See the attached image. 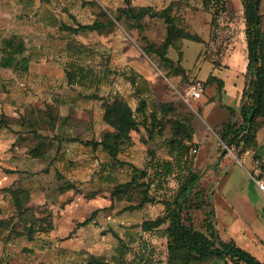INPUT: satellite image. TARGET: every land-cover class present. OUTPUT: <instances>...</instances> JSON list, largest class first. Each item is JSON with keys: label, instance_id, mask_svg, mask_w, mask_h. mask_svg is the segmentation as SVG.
Masks as SVG:
<instances>
[{"label": "rangeland", "instance_id": "1", "mask_svg": "<svg viewBox=\"0 0 264 264\" xmlns=\"http://www.w3.org/2000/svg\"><path fill=\"white\" fill-rule=\"evenodd\" d=\"M127 6L169 8L177 26L167 53L172 62L143 48H161L168 33L162 17L147 15L137 22L122 15L102 31L77 34L61 29L64 23L115 20ZM261 14L264 42V0ZM245 29L242 0L212 1L210 7L205 0H0V42L16 38L32 55L26 73L0 66V264H86L90 253L142 264L139 253L146 247L153 264H166L167 239L161 233L166 224L154 233L144 232L142 224L165 214L163 199L174 198L190 171L200 175L190 196L203 189L207 203L190 209L195 226L205 230L212 211L223 239H234L264 260V188L254 177L264 183L256 157L264 158V114L256 117L258 129L240 146L229 147L216 131L226 121L241 122L251 77ZM67 40L91 50L85 64L93 69L84 85L68 83L65 71L73 55L66 50ZM196 83L203 87L198 99L189 93ZM93 94L124 98L141 122L120 143L125 165L107 162L102 148L95 151L72 140L96 141L113 130L103 118L104 100ZM154 108L160 109L163 123H156L149 137L144 121ZM173 119L195 127L194 143L183 154L170 141ZM180 136L190 138L187 132ZM41 140L45 146L37 155L34 148ZM194 147L197 153L191 152ZM153 159L176 163L151 188L156 202L127 208L141 201L145 186L123 188L112 199L115 184L131 179L132 165L150 174L140 182L155 177ZM17 186L22 208L7 190ZM96 209L91 223L77 227ZM194 264L234 263L206 259Z\"/></svg>", "mask_w": 264, "mask_h": 264}, {"label": "trees", "instance_id": "2", "mask_svg": "<svg viewBox=\"0 0 264 264\" xmlns=\"http://www.w3.org/2000/svg\"><path fill=\"white\" fill-rule=\"evenodd\" d=\"M212 1L221 2V0H205L207 7H210ZM262 2L263 0H242L246 23L245 33L248 47V67L251 72V77L248 80L247 87L244 91V99L240 107L241 122L237 124L226 121L220 128H216L221 140L229 147L240 146L241 143H245L250 132L252 130L255 131V128L258 129L255 126V123H257L256 117L264 114V42L261 29ZM119 11L120 14L115 16V20L105 22L100 19H95L93 22L78 23L76 26L64 23L61 24V29L77 34L85 31H102L105 28L115 25L116 21H121L122 15H125L129 19H134L137 22H140L147 15L150 17H162L167 23L168 33L161 48L155 47L154 44H148L143 48L149 54H157L163 61L172 62L167 56V53L173 43L177 26L174 18L170 15L169 8L157 12L153 11L150 7L135 8L127 6L120 8ZM66 50L73 55L65 71L68 83L71 85H84V81L92 73L93 69L85 64V59L90 55V48L84 43L67 40ZM31 61L32 55L27 54V48L23 41H18L16 38H2L0 42V66L2 68L12 69L17 73H26L30 69ZM213 77L221 84L224 83L223 79L215 75ZM130 79L133 84L136 83L134 77ZM93 97L101 98L98 94H93ZM101 99L104 100L103 118L112 127V132L108 131L102 139L96 141H85L77 137L72 138V140L91 145L95 151L98 148H102L110 156L112 164L125 165L127 163L119 159V153L121 151L120 143L130 137L131 131L138 130L141 122L135 115L134 109L124 98L115 95L112 98ZM229 110L231 113L235 111L231 106H229ZM160 115V109L154 108L145 117L144 123L146 124L149 137H152L156 123L159 125L163 123L162 116ZM0 121L4 123L3 120ZM172 126L174 129L170 141L176 148L181 149L183 154L194 143L192 136L195 131L194 124L190 121L186 122L183 119H173ZM184 132L189 134L190 138L187 141L180 136ZM44 146L45 142L41 140L35 146L34 152L37 155H41ZM192 150L191 152L194 153ZM226 154L227 150H224L222 155L225 156ZM181 157H176L175 162H180ZM256 157H259L257 159H259L261 170L264 172V158L259 155ZM175 162L171 160L160 163L156 159L151 160L150 165L155 177L151 180H146V182H140L139 180L143 177H149L148 170H140L137 166L132 165L131 179L115 184L111 192L112 199L114 197L118 199V193L123 188L129 186H145L141 201L127 208L136 209L143 207L146 203L156 202L157 198L151 194L150 190L152 187L157 186V179H165L172 173V170L175 168ZM5 172L13 173L15 170L5 169ZM199 179L200 175L190 171L189 176L181 183L174 198L172 200L163 199V203L166 206L165 214L156 218L147 219L142 224V230L150 233L161 231V227L166 224L165 230L161 232H165L164 236L167 239L168 256L166 264H194L206 259L230 260L234 264H264V260L259 259L250 251L240 246L234 239L225 240L220 236L218 229L211 220L213 215L212 211L207 212V217L204 222L205 230H200L195 226L192 221L190 209H201L203 204H207L203 200V189L194 192V198L190 196L193 193V186ZM7 190L15 196L14 202L17 207L22 208V200L19 198V193L22 191V188L20 186L8 187ZM97 211V209L94 210L91 216L79 222L77 227L86 226L91 223ZM184 211L186 217H184ZM146 248L143 249L142 253H139L141 256L139 260L142 261V264H153L147 255ZM86 264L124 263L120 261H109L102 255L90 253L87 257Z\"/></svg>", "mask_w": 264, "mask_h": 264}, {"label": "built area", "instance_id": "3", "mask_svg": "<svg viewBox=\"0 0 264 264\" xmlns=\"http://www.w3.org/2000/svg\"><path fill=\"white\" fill-rule=\"evenodd\" d=\"M202 90H203V87L201 86V84L200 83H196V84H193L192 86H190L189 93L195 99H198L201 96V94H202ZM192 151L194 153H197L198 152V148H193ZM257 161H259V159H257ZM254 177H255V182L257 183V185H260L261 188H264V183L262 182V180L260 178H257L256 176H254Z\"/></svg>", "mask_w": 264, "mask_h": 264}, {"label": "crops", "instance_id": "4", "mask_svg": "<svg viewBox=\"0 0 264 264\" xmlns=\"http://www.w3.org/2000/svg\"><path fill=\"white\" fill-rule=\"evenodd\" d=\"M98 150V149H97ZM96 150V151H97ZM107 155H108V153H107ZM110 156L108 155L107 156V162L111 159V158H109ZM101 175H103V174H101ZM103 179H105L106 181L107 180H109L110 179V176H109V174L108 173H106L104 176H103Z\"/></svg>", "mask_w": 264, "mask_h": 264}]
</instances>
